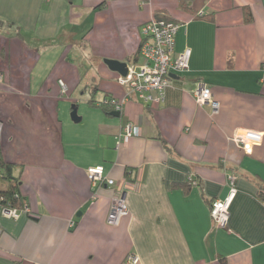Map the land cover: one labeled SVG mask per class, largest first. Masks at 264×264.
I'll return each mask as SVG.
<instances>
[{
    "label": "crops",
    "instance_id": "0c3cea01",
    "mask_svg": "<svg viewBox=\"0 0 264 264\" xmlns=\"http://www.w3.org/2000/svg\"><path fill=\"white\" fill-rule=\"evenodd\" d=\"M186 1L0 0V154L17 165L30 210L12 218L0 204V264H264V140L247 155L232 139L264 133V0ZM157 14L180 24L189 70L171 72L163 102L133 93L119 117L91 104L126 96L105 59H139ZM84 74L91 91L76 100ZM200 82L220 103L215 115L192 94ZM129 122L142 133L120 142ZM98 165L115 183L95 194L87 171ZM232 178L219 228L211 203ZM120 194L129 214L113 226Z\"/></svg>",
    "mask_w": 264,
    "mask_h": 264
},
{
    "label": "built area",
    "instance_id": "2783aa9c",
    "mask_svg": "<svg viewBox=\"0 0 264 264\" xmlns=\"http://www.w3.org/2000/svg\"><path fill=\"white\" fill-rule=\"evenodd\" d=\"M180 25L174 21L152 17L141 29V43L139 59L128 64L127 75L118 74L117 81L125 88L127 94L122 99L113 98L112 105L115 111L122 112L128 96L138 93L144 102L165 101V91L171 85L169 74L172 71H186L190 67L192 50L184 48L178 55L173 56L175 50V35ZM2 76H0V81ZM63 92L67 91L64 81L60 80ZM193 96L199 105H210L213 114H217L220 103L215 99L212 89L204 82H200L193 91ZM105 102H107L105 100ZM141 126L132 122L123 126L119 135L120 142L133 136L141 135ZM232 139L247 155H252L256 146L262 144L264 133L252 129H239ZM119 142V144H120ZM93 191L106 184L113 185L115 181L105 174L102 165L90 167L87 171ZM232 190L225 200H216L211 206V215L219 228H225L230 217V206L236 194L235 178H232ZM25 210H29L25 207ZM8 217L18 218V209H4ZM129 214V207L123 194L114 196L107 216L110 225L118 226L121 220ZM74 222H72V225ZM131 263L139 262L137 255L128 256Z\"/></svg>",
    "mask_w": 264,
    "mask_h": 264
},
{
    "label": "trees",
    "instance_id": "16d2710c",
    "mask_svg": "<svg viewBox=\"0 0 264 264\" xmlns=\"http://www.w3.org/2000/svg\"><path fill=\"white\" fill-rule=\"evenodd\" d=\"M179 2H180V5L182 8L190 9L189 4L187 3L186 0H179ZM156 17L160 18V19H166L168 21H173L168 17H164V16H161L158 14L156 15ZM0 24H2L1 20H0ZM139 52H140V48H139ZM180 52L181 51L176 52V35H175V50H174L172 55L176 56ZM174 53H176V54L174 55ZM191 56H192V54H191ZM137 60L138 59L136 58L135 61H137ZM190 61H191V59H190ZM113 98H115V97H109L107 95V97H105L103 100H100V101H95V100L91 99L90 103L95 105V106L102 107L105 110L111 109L113 112V111H115L114 106L111 103ZM105 100L107 102H105ZM16 170H17V165L7 161L0 154V204L3 206V209H7V208L13 209L14 208V209L22 210L24 207L28 208V205L26 203V199L23 197V195L20 193V190H19V184H20L21 178L19 175L15 174V172H17ZM126 174L130 178V173L128 170H127ZM213 202L211 203V206H212ZM223 264H226V261H224Z\"/></svg>",
    "mask_w": 264,
    "mask_h": 264
},
{
    "label": "water",
    "instance_id": "95a60500",
    "mask_svg": "<svg viewBox=\"0 0 264 264\" xmlns=\"http://www.w3.org/2000/svg\"><path fill=\"white\" fill-rule=\"evenodd\" d=\"M105 63L109 66L111 70L116 71L119 74L127 75L128 73V62H122L115 59H105ZM169 76L176 77V75L173 73H170ZM111 114L116 117H119L121 115V113L118 111H113ZM71 117L75 122H79L81 120V117L78 115L77 108L75 106H73Z\"/></svg>",
    "mask_w": 264,
    "mask_h": 264
},
{
    "label": "rangeland",
    "instance_id": "374dc122",
    "mask_svg": "<svg viewBox=\"0 0 264 264\" xmlns=\"http://www.w3.org/2000/svg\"><path fill=\"white\" fill-rule=\"evenodd\" d=\"M78 47L76 46L75 47V50L77 49ZM76 58V57H75ZM82 78L84 79L83 81H82V83H81V87L79 88V90L78 91H76V94L74 95V99H76V100H78V98L80 99V98H83V99H85L84 98V95L82 94V91L84 90V89H88V91H89V93H90V91H91V89L89 90V87L87 86L88 84H89V79H88V77H86V75L84 74V76H82ZM59 83H60V81H59ZM67 86V85H66ZM62 91H63V89H62ZM64 93V92H63ZM123 97H121V98H117V99H122ZM86 99H87V97H86ZM83 102H87L86 100H84ZM70 104H66V106H67V109L68 110H70V109H72V106L75 104H78V103H76V102H73V101H71V102H69ZM83 105H84V103H83ZM119 112V111H118ZM215 115V114H214ZM72 119V118H71ZM75 123V122H74ZM80 123H77L76 125H79Z\"/></svg>",
    "mask_w": 264,
    "mask_h": 264
}]
</instances>
